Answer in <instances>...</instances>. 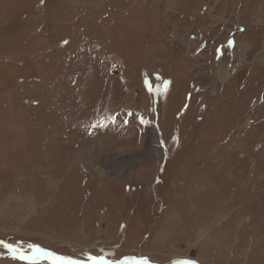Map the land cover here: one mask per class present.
<instances>
[{
    "label": "rangeland",
    "instance_id": "rangeland-1",
    "mask_svg": "<svg viewBox=\"0 0 264 264\" xmlns=\"http://www.w3.org/2000/svg\"><path fill=\"white\" fill-rule=\"evenodd\" d=\"M0 242L264 264V0H0Z\"/></svg>",
    "mask_w": 264,
    "mask_h": 264
},
{
    "label": "snow or ice",
    "instance_id": "snow-or-ice-1",
    "mask_svg": "<svg viewBox=\"0 0 264 264\" xmlns=\"http://www.w3.org/2000/svg\"><path fill=\"white\" fill-rule=\"evenodd\" d=\"M2 243V242H0ZM4 248H6L9 252L13 253V259H21L29 261V264H39V260L42 258H46L51 260L52 264H80L79 261L68 260L61 256H56L50 252H43L41 249L36 248L33 252L32 256H26L22 253L17 254V249H15L12 245L4 244ZM90 264H104L101 259L96 257H88ZM143 264H147V261H144Z\"/></svg>",
    "mask_w": 264,
    "mask_h": 264
}]
</instances>
